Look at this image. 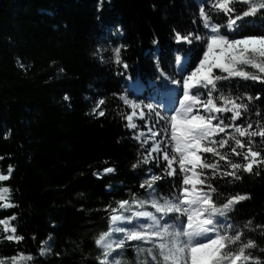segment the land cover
<instances>
[{
	"label": "trees",
	"instance_id": "16d2710c",
	"mask_svg": "<svg viewBox=\"0 0 264 264\" xmlns=\"http://www.w3.org/2000/svg\"><path fill=\"white\" fill-rule=\"evenodd\" d=\"M204 2L0 0V173L7 174L8 166L13 167L10 180L2 186L10 187L8 202L16 205L0 207V221L7 220L16 227L15 235L24 237L19 242L6 239L12 233L4 232L0 224V260L5 264L21 255L32 257L21 264H99L101 249L95 240L108 230L111 208L131 199L133 193L137 199L146 198V189L140 187L146 171L160 172L154 162L132 167L142 158L140 144L133 139L141 127H125L131 110L113 94L127 90L146 103H163L162 113L174 106L178 92L167 95L162 88L171 81L168 77L180 71L177 56L187 55L188 63L194 62L184 49L196 45L175 44L172 30L203 31L198 5ZM246 20L249 23L240 35H264V17ZM118 46H122L126 71L114 63L113 49ZM245 70L257 71L249 66ZM214 73L223 75L218 69ZM217 85H226L233 96L258 95L260 99L253 100L245 116L253 121V130L257 120L264 126V83L234 78ZM65 95L69 100H64ZM99 98L106 100L100 108L106 111L97 118L98 113L91 111ZM255 111L261 116H255ZM251 140L264 159L262 138ZM231 159L242 162V156ZM220 165L230 171L224 161ZM110 167L115 172L105 173ZM237 174L240 180L219 176L211 180L218 186L213 198L220 204L229 195L249 197L236 204L229 216L244 232L242 240L255 241L256 247L246 250L254 258L248 264L257 260L264 264V227H256L264 226V165ZM174 179L166 177L155 186L167 194ZM248 221L253 230L243 227ZM46 240L50 251L41 256ZM126 252L134 264V250Z\"/></svg>",
	"mask_w": 264,
	"mask_h": 264
},
{
	"label": "snow or ice",
	"instance_id": "6c2138e0",
	"mask_svg": "<svg viewBox=\"0 0 264 264\" xmlns=\"http://www.w3.org/2000/svg\"><path fill=\"white\" fill-rule=\"evenodd\" d=\"M258 15L264 17V0H205L198 5L199 24L203 31L181 34L176 29L172 30L175 44L196 46L184 49L193 58L191 65L187 55L176 57L180 78L168 79L177 86L179 99L174 100V106L166 108L163 113L158 105L134 98L127 90L113 94L118 95L123 106L131 110L125 116V127L137 129L138 124L133 118L138 116L149 134L146 136L141 130L133 135L140 144L138 152L142 158L132 167L154 162L160 172L146 171L140 187L146 189L147 198L137 199L133 193L130 194L131 199L118 201L117 207L111 208L108 230L95 240V245L101 249L99 264H121L118 258L122 255L121 250L132 241L140 242L136 245L138 259L143 257L139 264H248L254 259L250 253L246 254V250L255 248V241L251 238L242 240L244 232L232 223L229 216L236 204L249 197L229 195L218 204L213 198L218 186H213L211 180L217 176L240 180L239 171L252 173L254 165L257 168L264 165L261 152L254 150L251 140V137L259 136L262 138L260 142L264 143V126L257 120L254 122L256 130H253V121L245 116L253 100L260 97L233 96L226 85H217L218 81L234 78L264 83V35H240L249 23L246 18ZM121 47L113 49L116 65L122 64ZM245 66L257 71L248 72ZM122 67L125 71L128 69L126 63ZM214 69L223 75L215 74ZM64 100H69V97L65 95ZM105 103L104 98H99L91 114L98 113L97 118L104 117L106 110L100 108ZM254 115L259 117L261 113L255 111ZM237 120L243 122L237 125ZM241 137L249 139L244 142ZM149 142L151 147H148ZM225 148L227 152L221 151ZM205 154H210L211 158ZM232 156H242V162L232 160ZM220 161H224L230 171L222 169ZM13 171L9 165L7 174L0 173V182L10 180ZM104 171L113 173L115 169L110 167ZM256 174L259 175V171ZM166 177L177 179L171 181L170 191L164 194L155 185ZM10 193L9 186H0V201L4 202L0 207L16 206L8 202ZM15 218V215L11 217L12 220ZM251 223L248 221L243 227L253 230ZM0 224L4 225V232L12 233L6 239L16 242L24 239L15 235L16 227L9 226L7 220L0 221ZM47 243V240L43 242ZM48 251L50 248L42 247L40 255ZM113 252L116 256H112ZM31 259V256L21 255L12 257L11 261L12 264H21ZM0 264H5V261L0 260Z\"/></svg>",
	"mask_w": 264,
	"mask_h": 264
},
{
	"label": "rangeland",
	"instance_id": "374dc122",
	"mask_svg": "<svg viewBox=\"0 0 264 264\" xmlns=\"http://www.w3.org/2000/svg\"><path fill=\"white\" fill-rule=\"evenodd\" d=\"M110 50L112 51L111 48H110ZM179 66H180V65H179ZM179 70H180V67H179ZM180 75H181V73H180V71H179V72H177L173 77L176 78V79H179V78H180ZM131 86H132V85L130 84V87H131ZM134 87H135V85H134ZM162 89H164V92H165L167 95H168V94L171 95V93H174V92H175V90L177 89V86L174 85V84H172L171 81H170V82H168V84H164V86H163ZM170 95H169V100L171 99V96H170ZM177 99H179V97H178ZM153 104H154V105H158V106H159V110H160L161 112L163 111V109H164V104H163V103H153ZM145 111H146V110H145ZM146 118H147V117H146ZM133 120H134V122H136V123L138 124V128L141 127V129H138V132L141 131V130H143V131H145L146 136L149 135V134L147 133V129H146V128L143 129V127H142L143 124H144V121L139 120V119H138V116H137V117H134ZM161 123H162V122H161ZM157 139L159 140L160 137H157ZM0 186H2V182H0ZM146 198H147V197H146ZM149 210H151V209H149ZM138 243H140V242L132 241V242L129 243V245H128L125 249L121 250L122 255H121L120 257H118V258L120 259V261H121V264H132V263H129V262H130V259H129V257L127 256V252H126V249H127V248H128V249H133V250H134V252H135V263H134V264H139V260H140V259H143V257H140L139 259H138V257H137V253H136V245H137ZM142 246H144V247H148V245H142ZM44 248H45V249H48V248H47V244H45ZM112 256H116V253L113 252V253H112ZM109 259L111 260V257H109Z\"/></svg>",
	"mask_w": 264,
	"mask_h": 264
}]
</instances>
